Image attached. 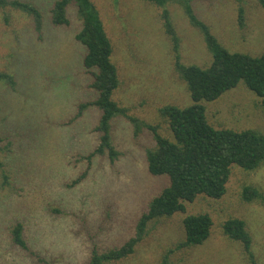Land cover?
<instances>
[{
	"label": "rangeland",
	"instance_id": "rangeland-1",
	"mask_svg": "<svg viewBox=\"0 0 264 264\" xmlns=\"http://www.w3.org/2000/svg\"><path fill=\"white\" fill-rule=\"evenodd\" d=\"M23 1L41 10L40 32L32 15L0 6V72L16 81L12 87L0 80V264H85L93 249L117 248L136 234L141 214L168 179L148 170L146 150L156 146L153 131L143 127L135 132L123 114L111 121L119 151L115 162L106 153L88 158L100 142L101 110L90 105L78 115L79 105L98 93L83 65L86 48L76 39L82 25L77 7L68 6V25H55L51 11L56 0ZM92 1L111 39L121 80L113 98L173 139L160 109L193 104L176 69V54L186 65L209 66L213 57L203 33L179 2H168L164 8L179 36L176 53L164 28L163 7L147 0ZM183 1L230 51L264 52V8L258 0ZM203 103L216 128L264 133V100L243 81ZM246 185L264 196V162L254 170L233 165L224 196L201 194L185 203L186 211L149 221L134 252L107 264H250L243 244L223 232V222L232 217L246 222L254 257L264 264V197L243 200ZM192 213L212 216L211 235L201 245L180 247L183 219ZM17 221L24 225L27 249L11 241Z\"/></svg>",
	"mask_w": 264,
	"mask_h": 264
},
{
	"label": "trees",
	"instance_id": "trees-1",
	"mask_svg": "<svg viewBox=\"0 0 264 264\" xmlns=\"http://www.w3.org/2000/svg\"><path fill=\"white\" fill-rule=\"evenodd\" d=\"M161 7L166 33L171 36L176 53L179 49V36L170 18L169 10L164 8L170 1L179 2L192 25L200 29L209 50L212 53L211 64L203 67L197 64L186 65L176 54V69L188 85L193 104L187 107L166 105L160 112L169 121L173 139L158 132L157 125L139 120L121 106L113 94L121 80L113 61V45L109 38L99 11L92 0H56L51 11V20L55 25H68V6L74 3L82 21L76 39L85 48L83 65L92 75L90 87L98 96L95 100L81 103L78 115L84 108L95 105L101 110L96 130L100 133V142L94 151L88 154H108L115 162L119 151L112 142L111 121L118 115H126L135 124V132L143 127L153 131L156 146L146 150L149 172L154 176H166L167 185L149 202L141 214L134 236L121 246L107 251L93 249L85 264H107L119 261L131 255L141 240L147 223L153 219L171 216L186 211V202L193 201L204 194L211 198H221L227 191L233 165L245 170H254L264 162V133L255 128L236 130L216 128L207 119L204 100H215L226 91L235 88L243 81L248 89L264 100V52L252 55L246 52L230 51L212 32L209 25L199 19L192 5L183 0H147ZM264 8V0H258ZM191 2V1H190ZM10 5L34 18L37 31H41L43 16L41 10L32 2L23 0H0V6ZM243 7L239 19L243 23ZM0 80L14 87L16 81L12 74L0 72ZM1 142V138H0ZM3 162L0 159V167ZM86 173L74 181L77 183ZM245 201L262 199L264 196L256 187L246 185L242 189ZM185 239L178 246L201 245L211 235L213 218L209 213H192L183 219ZM223 232L229 238L243 244L250 264H257L252 252V236L246 228V222L238 217L225 220ZM22 222L12 225L11 241L27 249L28 242Z\"/></svg>",
	"mask_w": 264,
	"mask_h": 264
}]
</instances>
